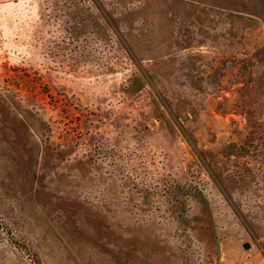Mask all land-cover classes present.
I'll return each mask as SVG.
<instances>
[{
    "label": "rangeland",
    "instance_id": "rangeland-1",
    "mask_svg": "<svg viewBox=\"0 0 264 264\" xmlns=\"http://www.w3.org/2000/svg\"><path fill=\"white\" fill-rule=\"evenodd\" d=\"M0 264H264V0H0Z\"/></svg>",
    "mask_w": 264,
    "mask_h": 264
},
{
    "label": "water",
    "instance_id": "water-1",
    "mask_svg": "<svg viewBox=\"0 0 264 264\" xmlns=\"http://www.w3.org/2000/svg\"><path fill=\"white\" fill-rule=\"evenodd\" d=\"M245 246H247V244H245Z\"/></svg>",
    "mask_w": 264,
    "mask_h": 264
}]
</instances>
